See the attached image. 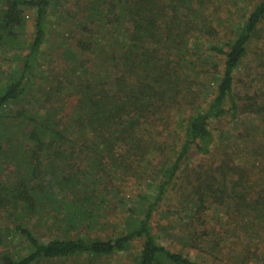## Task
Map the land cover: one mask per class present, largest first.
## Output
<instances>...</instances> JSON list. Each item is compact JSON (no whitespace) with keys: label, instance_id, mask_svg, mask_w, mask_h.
<instances>
[{"label":"trees","instance_id":"trees-1","mask_svg":"<svg viewBox=\"0 0 264 264\" xmlns=\"http://www.w3.org/2000/svg\"><path fill=\"white\" fill-rule=\"evenodd\" d=\"M198 3L91 2L96 18L66 37L86 57L59 77L41 63L53 0H0V264L94 261L138 242L139 264H264V77H238L264 43V0L206 47L221 60L209 69L191 48L211 27ZM127 176L147 189L103 233L98 192L123 196ZM174 230L195 258L161 243Z\"/></svg>","mask_w":264,"mask_h":264},{"label":"rangeland","instance_id":"rangeland-1","mask_svg":"<svg viewBox=\"0 0 264 264\" xmlns=\"http://www.w3.org/2000/svg\"><path fill=\"white\" fill-rule=\"evenodd\" d=\"M95 1L97 2L98 0H53V7L49 17V40L44 47L41 62L45 69L55 71V74L59 73V77H62L64 70H67L66 72L70 74L74 71L73 64L78 57H86L80 54L76 46L68 44L69 41L66 40V37L70 34H77L73 30L76 25L90 22L91 19L96 18L98 12L95 13L91 10V2L95 3ZM249 1L199 0L198 6L210 18L209 25H211L208 28L209 34H207L209 38L197 35L191 42L192 49L195 50L199 47V59H203L201 61L202 67L209 69L213 67L215 61L220 63V59H215V57H210L209 54H206L205 49L212 41H215V43H225L234 38L237 24L242 21L243 15L249 11L251 5ZM28 22L29 33L25 32L27 35L33 33V15L29 16ZM263 51L264 43L255 41L250 47L249 55L240 71L239 78L249 82L258 81L264 77V68L261 66V61L264 60ZM190 59L193 60L194 58L190 55ZM9 69L8 64L3 61V56H0V73L2 74L0 87L3 85V79L6 76L5 72ZM241 125L242 123L240 122L238 127ZM4 174V177H6L7 174ZM123 179H130L127 183L121 180L117 182V185L125 191L123 196L116 194V191L111 188L102 193L98 192L101 194L100 197H105L101 198L102 201L100 200V213L102 215L100 227L101 230L105 228L106 231L103 233H110L109 235L116 231L118 232L124 226V218L128 215L124 211L136 204L132 198L137 196L140 190L147 189L146 184L138 185L143 180L135 176H127ZM130 182H133L131 183L132 185L128 184ZM149 191L152 190L149 189ZM222 215L223 213H221ZM182 237L183 234L178 230H174L163 234L160 241L175 252H182L186 256L195 258V255L181 242ZM17 245L18 243H15L13 247H17ZM140 250L141 244L138 242L133 244L129 251L116 254L112 257H103L99 260L90 261L89 258L83 256L61 261H45L42 264H139L138 257Z\"/></svg>","mask_w":264,"mask_h":264}]
</instances>
